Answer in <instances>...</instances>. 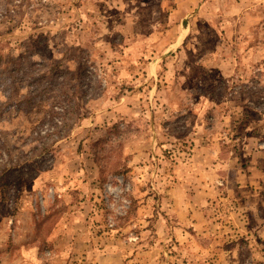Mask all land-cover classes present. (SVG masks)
<instances>
[{
  "label": "rangeland",
  "instance_id": "374dc122",
  "mask_svg": "<svg viewBox=\"0 0 264 264\" xmlns=\"http://www.w3.org/2000/svg\"><path fill=\"white\" fill-rule=\"evenodd\" d=\"M3 175L0 264H264V0H0Z\"/></svg>",
  "mask_w": 264,
  "mask_h": 264
},
{
  "label": "crops",
  "instance_id": "0c3cea01",
  "mask_svg": "<svg viewBox=\"0 0 264 264\" xmlns=\"http://www.w3.org/2000/svg\"><path fill=\"white\" fill-rule=\"evenodd\" d=\"M32 218L33 216L27 219L24 229L22 228L20 231H15L11 234L10 239L12 238L11 240L13 242L12 249H17L18 253L23 254V256L16 259L15 255L10 254L11 258L7 259V264H32L29 260L31 258L28 259V256L37 255L39 252V248L35 244V221Z\"/></svg>",
  "mask_w": 264,
  "mask_h": 264
},
{
  "label": "trees",
  "instance_id": "16d2710c",
  "mask_svg": "<svg viewBox=\"0 0 264 264\" xmlns=\"http://www.w3.org/2000/svg\"><path fill=\"white\" fill-rule=\"evenodd\" d=\"M5 175H3L1 178H0V201H5L8 199V185L7 183H5V181L3 180Z\"/></svg>",
  "mask_w": 264,
  "mask_h": 264
}]
</instances>
